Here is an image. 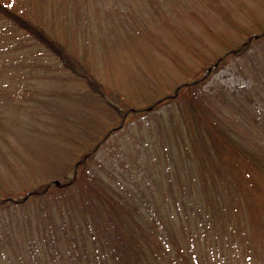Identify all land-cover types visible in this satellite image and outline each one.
<instances>
[{
	"label": "rangeland",
	"instance_id": "rangeland-1",
	"mask_svg": "<svg viewBox=\"0 0 264 264\" xmlns=\"http://www.w3.org/2000/svg\"><path fill=\"white\" fill-rule=\"evenodd\" d=\"M0 1L19 13L27 9L26 0ZM28 5L31 17L65 45L70 58L88 67L96 81L86 84L81 75L71 73L42 89V95H49L36 100L41 104L36 108L29 103L23 111L10 107L0 112V199L12 196L0 205V249L8 253V233L23 245L22 253L12 258L0 250V264L36 263L40 249L57 255L63 248L49 247L76 243L80 228L87 236L77 245L91 244V230L103 240L109 233L103 235L102 226L119 229L122 240L137 238L148 264H170L162 259L164 250L172 243L174 254V243H187L195 230L193 218L203 207V216L212 215L219 244L226 247L235 238L237 248L252 255L251 264H264V173L248 171L242 159L233 160V154H224L219 145L213 146L216 155L200 140L204 133L200 113L186 112L194 94L200 98L204 91L249 85L237 70L247 66L250 53L229 54L250 40L256 46L249 52L264 54V36L256 39L264 34V0H29ZM222 57L225 63L219 65ZM113 127L105 148L87 164L94 174L91 180L88 177L92 187L88 196L104 199L113 191L117 199L127 195V186H138L140 193L155 179L146 192L158 206L156 214L166 230L156 229L151 215L140 205L134 207L132 199L123 203L132 208L125 214L88 202L71 213L64 203L54 206L59 194L15 203L54 179L60 184L73 179L70 166L78 161L74 153L83 152ZM189 134L197 141H189ZM169 148L175 160L169 157ZM118 182L122 188L116 187ZM204 184L210 191L202 188ZM121 200L125 199L119 204ZM201 200L204 203L199 204ZM207 205L215 207L213 213ZM54 220L58 227L70 223L63 239L47 233L51 223L56 227ZM208 246L211 256L208 244L203 255Z\"/></svg>",
	"mask_w": 264,
	"mask_h": 264
},
{
	"label": "trees",
	"instance_id": "trees-1",
	"mask_svg": "<svg viewBox=\"0 0 264 264\" xmlns=\"http://www.w3.org/2000/svg\"><path fill=\"white\" fill-rule=\"evenodd\" d=\"M26 1L27 4L25 7L27 9L24 13L16 12L0 1L1 113H5L7 108L10 107L19 108L23 111V108H28L29 103H31V107L36 108L35 105H41L39 103L37 104L36 100L39 101L41 98L44 99L43 96L46 98L49 95V93L42 95V89H45L56 79L64 80L71 73L81 75V80L86 84H91L96 81L88 67L81 63L80 60L70 58L67 55L65 45L59 42V40H55L45 26L31 17L32 8L28 5L29 0ZM263 36L264 34L256 39L261 40ZM251 46L254 47L256 45H252V41L250 40L246 45L229 54L243 56L245 53H250L247 58L248 61L246 62L247 66L237 70V73L241 75L243 81L249 83V85L246 84L243 87L233 86L231 89L221 87L216 93L204 91L200 93V98L194 94V97L199 100H194L193 97V100L189 104L191 109L186 112H191L190 110H192L193 112L197 111L200 113L202 118L200 120L203 123L202 131L204 132L201 133L200 140H204L205 145L208 144V148L215 150L216 155H218V150L216 151L214 148L219 145L225 149L224 154H233V160L236 157L242 159L248 171L256 170L264 173V54L261 52H249ZM226 57L220 58L218 64L225 63ZM245 69L246 71H244ZM76 82L79 81L76 80ZM111 104L113 108L118 109V104L113 102ZM2 108L3 110H1ZM122 111L117 112V115L121 116ZM183 121L181 120V122ZM115 130L116 127L111 128L103 137H95L83 152L79 153L77 151L74 153L78 156V161L70 166L74 170V173H72L73 179L68 182L64 181L65 183L63 182V184H60L54 179V181L41 185L36 190L26 191L27 195L25 194V198L17 199L15 203L22 204L29 198H34L33 200L37 202L45 199L48 194L53 196L59 194L60 198L53 200L54 206L57 207L59 205L60 208V205L64 203L71 213H78L79 209L88 202L97 205L98 208L103 206L109 207L111 212L115 214L120 212L125 214L126 210L129 211L128 213L132 212V208H130V205H123V203H128L126 200L132 199L131 203H133L134 207L140 205L151 215L156 229L166 230L167 227L164 226L159 214H156L159 212L158 206L154 204L153 200L148 199L150 196L146 192L148 186L152 187V183L156 182L155 179L150 181L151 178L148 177L150 183H145L144 185L147 188L144 187L140 193L137 192L138 186H134V184L127 186L125 194L134 195L137 192L134 197L125 198L127 196L125 195L120 198L118 196L115 199L112 197L113 191H110L108 197L104 199H100L101 197L98 196L96 198L88 196L92 188L90 187L88 177L91 180L90 177H93L94 174L89 168L87 169V164L93 157L97 156L100 148H105L104 145H106V142L111 137L110 135ZM190 137L189 141H197L198 139L192 134ZM87 143H89V140ZM167 152H170L171 156L169 157L173 159L174 156H172L173 154L170 148ZM219 152L222 153L221 151ZM128 154V151L124 152V156ZM218 157L220 158L222 155ZM181 159L183 160L182 157ZM184 167L185 165L182 167V174ZM176 169L179 171L178 168ZM146 181L148 180L145 179ZM51 186H54V189L49 191ZM116 187L119 189L121 184L118 182ZM202 188L210 191L205 184ZM70 189L75 192L70 191ZM114 194L116 193L114 192ZM11 197L1 198L0 205L2 206L11 201ZM119 199L125 200H121L122 204H119ZM202 201L204 203V200L198 201V203L200 204ZM206 207L212 210V213L214 212L215 207L209 205ZM204 208L199 210V216L193 218L194 223L191 226H194L195 230L190 232L187 243L184 240L180 244L174 243V254L171 251L172 243H170L166 248L167 251L164 250L162 259L168 260L170 264H251L253 262L251 261L252 255H246V249L241 246L237 248L235 238L230 239V243L226 244V247L218 243L219 239H217L214 226L211 224L212 218L210 217L212 215H208V217L203 216L204 214L202 212H205ZM176 215L180 216V213ZM41 216L42 212L39 209L38 218H41ZM54 223L56 227L54 228L51 223L49 225L51 226V230H48L49 227H47V233L53 234V237H61L63 239L67 235L70 223H68L69 225L62 223L60 227H58L57 221L54 220ZM86 223L88 225V221ZM134 228L135 230L141 229L137 226ZM203 228L205 229L204 233H202ZM80 229L81 235L79 237L81 239L75 238L76 243L69 245V241L66 239L68 242L60 243L62 245L52 244L53 246L49 247V249L53 247L63 248L62 251L57 252V255L54 252L44 253L45 250L40 249L35 254L37 257L36 263L29 262V264H49V261L50 264H148L150 261L145 253L144 247L138 239L134 237L130 238V240H122L124 236L117 228L106 227V229H103L102 226L101 231L103 235L109 233L105 235V239L103 240L98 238L94 234V231L91 230L89 232V239L92 241L89 243L91 244L77 245L84 241L87 236L86 234H82L83 228ZM21 230L23 229L14 228V231H18V233ZM9 231L14 232L11 229ZM99 231V228L96 227V232L99 233ZM44 235L47 234L44 233ZM172 236L174 241L178 240L177 236L174 234ZM7 237L10 240L9 243L7 242L10 245L7 249L8 253L5 255V251L0 249L1 252H4L3 255L6 256L5 258H12L13 256L21 254L23 246L20 241L21 239L14 236L13 233H8ZM1 239L2 237L0 238V243L2 242ZM206 243L212 247L213 252L211 256H209L211 251L209 246L205 250L207 254L203 255V251L207 245ZM219 245H222L221 248ZM42 255H45V258H42ZM159 258H161L160 255L156 259L158 263L162 260ZM8 264L11 263L8 262Z\"/></svg>",
	"mask_w": 264,
	"mask_h": 264
}]
</instances>
